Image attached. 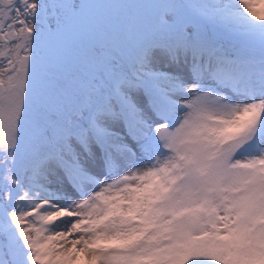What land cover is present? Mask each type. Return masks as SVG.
Returning a JSON list of instances; mask_svg holds the SVG:
<instances>
[{
  "label": "snow or ice",
  "instance_id": "obj_1",
  "mask_svg": "<svg viewBox=\"0 0 264 264\" xmlns=\"http://www.w3.org/2000/svg\"><path fill=\"white\" fill-rule=\"evenodd\" d=\"M0 264H264V0H0Z\"/></svg>",
  "mask_w": 264,
  "mask_h": 264
},
{
  "label": "trees",
  "instance_id": "obj_2",
  "mask_svg": "<svg viewBox=\"0 0 264 264\" xmlns=\"http://www.w3.org/2000/svg\"><path fill=\"white\" fill-rule=\"evenodd\" d=\"M257 9L259 10V5H257Z\"/></svg>",
  "mask_w": 264,
  "mask_h": 264
}]
</instances>
